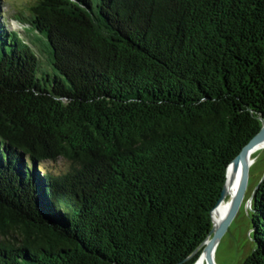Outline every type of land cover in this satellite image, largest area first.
I'll use <instances>...</instances> for the list:
<instances>
[{
  "label": "trees",
  "instance_id": "1",
  "mask_svg": "<svg viewBox=\"0 0 264 264\" xmlns=\"http://www.w3.org/2000/svg\"><path fill=\"white\" fill-rule=\"evenodd\" d=\"M29 7L31 41L0 7V264H195L263 126L264 0Z\"/></svg>",
  "mask_w": 264,
  "mask_h": 264
},
{
  "label": "rangeland",
  "instance_id": "2",
  "mask_svg": "<svg viewBox=\"0 0 264 264\" xmlns=\"http://www.w3.org/2000/svg\"><path fill=\"white\" fill-rule=\"evenodd\" d=\"M33 2L35 0L0 1V7L6 13L3 19L7 21V27L19 30L29 41H31L30 37H33V34L27 31V25L21 23L16 17L24 18L31 15L29 6ZM18 12L21 15H18ZM44 44L48 48V45H46L48 44V40ZM42 53L45 54L44 52ZM40 70L41 72L50 74L51 78L55 75V69L51 64L50 66H44ZM251 157L253 161L249 166V177L242 202L231 222L222 232L215 247L214 259L216 264H242L254 247V241L251 236V208L253 206L254 192L264 178V147L253 151ZM66 165L67 163L64 160L51 163V166H54L56 169H64ZM231 199L232 194H228L223 205L229 206Z\"/></svg>",
  "mask_w": 264,
  "mask_h": 264
},
{
  "label": "water",
  "instance_id": "3",
  "mask_svg": "<svg viewBox=\"0 0 264 264\" xmlns=\"http://www.w3.org/2000/svg\"><path fill=\"white\" fill-rule=\"evenodd\" d=\"M261 119L263 121V126L260 131L255 134L250 141L241 149V151L234 157L231 161L228 170H227V181L233 180L234 174L239 168L241 169V181L237 193L232 197L231 207L225 217L219 222H215L214 210L215 208L221 204L226 196L229 194L227 188V181L223 187L222 194L213 208V226L211 231L209 232L207 238L200 244V246L196 249L195 253L201 249V253L205 254V259L207 264H216L214 259L215 247L218 243V240L222 234V232L227 228L235 213L237 212L243 196L246 191L248 177H249V166L252 163L253 159L251 154L256 149L261 141L264 140V113H262ZM232 168V174L230 173V169ZM254 199V197H253Z\"/></svg>",
  "mask_w": 264,
  "mask_h": 264
},
{
  "label": "bare ground",
  "instance_id": "4",
  "mask_svg": "<svg viewBox=\"0 0 264 264\" xmlns=\"http://www.w3.org/2000/svg\"><path fill=\"white\" fill-rule=\"evenodd\" d=\"M262 147H264V140L259 143V145L256 147L255 150H257L259 148H262ZM230 173L232 174V168L230 169ZM233 174H234L233 180L227 181V184H226L227 188H228V191H229V194H232V197L235 196V194L237 193V190L239 188V185H240L241 169L239 168ZM224 201L221 204H219L214 210V217H215V222L216 223H219L225 217V215L228 213V211H229V209L231 207L232 199H231V203H230L229 206L228 205H223ZM195 264H207L204 253L200 254V256L197 259V261L195 262Z\"/></svg>",
  "mask_w": 264,
  "mask_h": 264
}]
</instances>
